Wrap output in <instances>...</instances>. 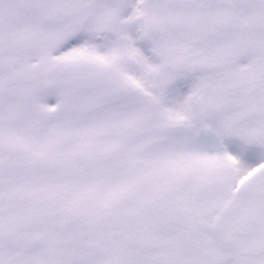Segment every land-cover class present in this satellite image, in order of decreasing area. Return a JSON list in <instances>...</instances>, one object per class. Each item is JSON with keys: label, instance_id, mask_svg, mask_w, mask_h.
<instances>
[{"label": "snow or ice", "instance_id": "6c2138e0", "mask_svg": "<svg viewBox=\"0 0 264 264\" xmlns=\"http://www.w3.org/2000/svg\"><path fill=\"white\" fill-rule=\"evenodd\" d=\"M0 264H264V0H0Z\"/></svg>", "mask_w": 264, "mask_h": 264}]
</instances>
